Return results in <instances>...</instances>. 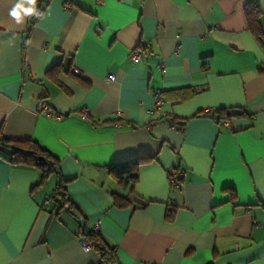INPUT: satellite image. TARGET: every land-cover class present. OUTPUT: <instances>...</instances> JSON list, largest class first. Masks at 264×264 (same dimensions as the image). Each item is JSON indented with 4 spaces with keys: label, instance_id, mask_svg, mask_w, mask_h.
Here are the masks:
<instances>
[{
    "label": "crops",
    "instance_id": "0c3cea01",
    "mask_svg": "<svg viewBox=\"0 0 264 264\" xmlns=\"http://www.w3.org/2000/svg\"><path fill=\"white\" fill-rule=\"evenodd\" d=\"M43 1L31 25L0 0V133L59 159L118 261L83 250L79 221L56 214L55 174L32 190L41 170L0 155V264H264V0ZM128 160L137 181H116L108 167Z\"/></svg>",
    "mask_w": 264,
    "mask_h": 264
},
{
    "label": "trees",
    "instance_id": "16d2710c",
    "mask_svg": "<svg viewBox=\"0 0 264 264\" xmlns=\"http://www.w3.org/2000/svg\"><path fill=\"white\" fill-rule=\"evenodd\" d=\"M245 14L249 29L255 34H261L259 9L255 2H248L245 6ZM34 19V20H33ZM36 17L30 20L35 23ZM205 113V112H204ZM206 114V113H205ZM238 114H232L227 109H216L212 117L218 120H228ZM171 121H174L171 119ZM183 125V124H182ZM0 155L9 162L17 165H32L42 172L41 180L32 187V190L42 185L52 174L57 176V183L50 196L54 206L58 207L56 214L66 208L80 224V235L93 244L102 259L117 262L116 246L111 245L98 229L88 226L84 213L73 202L67 192V180L59 169V159L32 139L13 140L0 133ZM180 167V166H178ZM109 174L118 182L129 181L135 183L138 179V161L128 160L108 167ZM114 205L123 206L127 203L126 197L114 194Z\"/></svg>",
    "mask_w": 264,
    "mask_h": 264
},
{
    "label": "built area",
    "instance_id": "2783aa9c",
    "mask_svg": "<svg viewBox=\"0 0 264 264\" xmlns=\"http://www.w3.org/2000/svg\"><path fill=\"white\" fill-rule=\"evenodd\" d=\"M44 7H45V2L43 0H37L36 8L40 12V16L43 12ZM40 16H32L31 19L36 17V20H35V23H36V21L39 19ZM149 48H150V44L145 43L142 47L133 51L132 58L134 60H137V61L141 60L143 58V55H144V50L148 51ZM163 65H164L163 62H161L158 64V67L161 69L163 67ZM105 78L108 81L114 80V76L112 74H108ZM38 110L41 112H46L47 114H49L53 117H57V115L50 114V112H48L49 107H48L47 102H45V101H41L39 103ZM213 111H214L213 108H207V109H205L204 112L207 114L208 113L210 114ZM167 175H168V179L170 181L171 189H173V190L180 189L183 186V181H184V178L186 176V170L181 168V167H174V168H171L167 171ZM49 200H50V197L47 198V201H49ZM81 245H82L83 250H85V251H90L94 248L92 243H90L88 240H86L82 237H81Z\"/></svg>",
    "mask_w": 264,
    "mask_h": 264
},
{
    "label": "clouds",
    "instance_id": "9594fccd",
    "mask_svg": "<svg viewBox=\"0 0 264 264\" xmlns=\"http://www.w3.org/2000/svg\"><path fill=\"white\" fill-rule=\"evenodd\" d=\"M36 4L37 0H17L10 9L9 15L17 24L23 23L25 17L40 16Z\"/></svg>",
    "mask_w": 264,
    "mask_h": 264
}]
</instances>
